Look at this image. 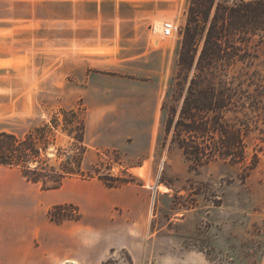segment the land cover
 Instances as JSON below:
<instances>
[{"label":"rangeland","instance_id":"1","mask_svg":"<svg viewBox=\"0 0 264 264\" xmlns=\"http://www.w3.org/2000/svg\"><path fill=\"white\" fill-rule=\"evenodd\" d=\"M188 5L0 0V133L25 137L61 109H79L86 148L61 123L42 157L57 166L81 158L76 175L65 179L91 182L82 184L84 193L114 201L97 210L139 218L141 264H264V109L249 111L259 121L247 134L245 163L191 166L166 131L172 109L182 104L179 81L188 86L193 75L186 81L179 65ZM237 69L257 71L254 82L264 85V46L253 64ZM116 177L126 182L110 186ZM0 178L52 191L16 166L0 165ZM49 215L61 222L82 213L66 203ZM111 254L105 264L133 262L128 250Z\"/></svg>","mask_w":264,"mask_h":264},{"label":"trees","instance_id":"2","mask_svg":"<svg viewBox=\"0 0 264 264\" xmlns=\"http://www.w3.org/2000/svg\"><path fill=\"white\" fill-rule=\"evenodd\" d=\"M182 35L179 65L187 71L186 81L193 75L188 86L179 81L182 104L180 110L172 109L166 131L173 132L191 166L217 160L245 163L246 137L252 123L259 121L249 111L264 109V85L254 82L257 71L237 68L253 64L264 46V0H189ZM254 83L258 94L251 91ZM61 123L85 149V116L76 108L61 109L51 124L25 137L1 132L0 165L21 168L28 180L43 182L44 189L61 187L65 178L76 175L74 164H81L79 157H69L59 166L42 157ZM125 182L116 177L110 186Z\"/></svg>","mask_w":264,"mask_h":264},{"label":"crops","instance_id":"3","mask_svg":"<svg viewBox=\"0 0 264 264\" xmlns=\"http://www.w3.org/2000/svg\"><path fill=\"white\" fill-rule=\"evenodd\" d=\"M82 184L92 183L65 179L61 187L41 194L29 181L0 178V264H105L120 249L132 253V264H141L145 230L134 226L139 218L97 210L114 201L84 193ZM66 203L79 206L81 217L53 220L51 207Z\"/></svg>","mask_w":264,"mask_h":264},{"label":"built area","instance_id":"4","mask_svg":"<svg viewBox=\"0 0 264 264\" xmlns=\"http://www.w3.org/2000/svg\"><path fill=\"white\" fill-rule=\"evenodd\" d=\"M173 27V25L170 23V24H167V28L168 29H171Z\"/></svg>","mask_w":264,"mask_h":264}]
</instances>
